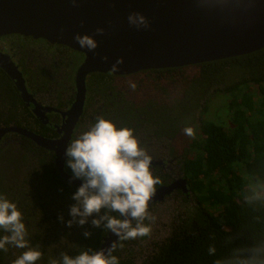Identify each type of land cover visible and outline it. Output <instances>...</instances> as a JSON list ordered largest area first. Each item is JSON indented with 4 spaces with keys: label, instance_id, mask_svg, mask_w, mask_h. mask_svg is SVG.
I'll use <instances>...</instances> for the list:
<instances>
[{
    "label": "trees",
    "instance_id": "obj_1",
    "mask_svg": "<svg viewBox=\"0 0 264 264\" xmlns=\"http://www.w3.org/2000/svg\"><path fill=\"white\" fill-rule=\"evenodd\" d=\"M152 72L157 75L148 85L179 99L173 105L152 101L145 108H132L130 120L149 122L159 128L160 137L175 139L186 127L195 126L199 114L203 116L212 107L215 109L222 100L216 102L224 98L226 106L222 108L226 110L228 121L221 122L219 117L201 119L200 138L192 141L182 161L196 206L189 216L177 222L170 237L158 244L142 264H215L216 260L231 256L235 248L264 242V48L244 56ZM136 76L94 74L91 83L109 86V93H114L113 84L117 80L133 79L129 85L135 89L140 82ZM11 126L50 136V129L33 115L15 82L0 68V128ZM24 141L35 152L36 165L26 177L23 163L28 155L21 142L18 159H11L16 168L17 160L21 163L20 176L17 175L18 180L22 179L21 185H14L11 177L7 180L1 166L0 196L15 203L23 216L28 204L36 207L41 202L43 218L39 222L35 221L37 218H29L30 224L38 223L40 227L51 221L58 227L63 217L66 226L63 230L56 227L45 231L26 229L29 246H39L38 250L43 253L36 264L59 261L65 252L75 258L84 249L98 251L109 234L103 226L92 225L91 220L98 217L89 218L84 226L76 223L69 228L67 225L72 219L70 208L76 203L72 196L79 187L62 178L52 152L37 148L26 138ZM31 166L29 163L27 170ZM22 189L28 197L32 194L35 197L33 203H26V208L22 203L25 200ZM42 189L43 195H37V190ZM257 196L259 199L254 198ZM49 207L52 208L50 215L45 214ZM22 222L27 225L26 218L23 217ZM85 232L92 233L91 237H86ZM5 235L9 233L0 229V238ZM139 239L119 240L112 253L119 264H138L135 245ZM210 245L217 248L215 255L208 254ZM6 248L7 251L0 250L1 264H14L27 250L13 245ZM18 251H22L19 256Z\"/></svg>",
    "mask_w": 264,
    "mask_h": 264
},
{
    "label": "water",
    "instance_id": "obj_2",
    "mask_svg": "<svg viewBox=\"0 0 264 264\" xmlns=\"http://www.w3.org/2000/svg\"><path fill=\"white\" fill-rule=\"evenodd\" d=\"M142 14L148 27L129 23ZM103 29L99 35L97 30ZM32 37L85 55L79 73L77 102L68 115L69 132L83 111L85 79L92 73L128 76L147 70L182 68L248 55L264 48V0H0V38ZM77 35L98 42L94 51L82 48ZM123 63H118L119 61ZM115 66V69H114ZM0 68L15 82L23 101L41 109L28 93L25 80L9 55L0 51ZM16 133L55 151L56 168L71 185L83 181L66 173L65 153L71 136L50 140L19 127L0 128V141ZM187 193L186 180L181 182ZM175 184L159 188L149 206L170 195ZM123 218V217H122ZM119 237L109 232L98 251ZM1 264V263H0Z\"/></svg>",
    "mask_w": 264,
    "mask_h": 264
},
{
    "label": "clouds",
    "instance_id": "obj_3",
    "mask_svg": "<svg viewBox=\"0 0 264 264\" xmlns=\"http://www.w3.org/2000/svg\"><path fill=\"white\" fill-rule=\"evenodd\" d=\"M128 20L138 28L149 26L147 19L139 13H133ZM97 32L104 34L103 29ZM75 40L90 51L98 47V42L88 35H77ZM184 134L192 137L195 132L186 127ZM65 155L66 167L71 170L73 179L83 181L72 196L76 203L70 208L69 228L76 223L84 226L89 223V218L98 217L91 220L92 225L103 226L121 241L150 235L151 227L144 221L154 219L149 212V201L160 179L150 171L152 157L141 147L133 129L118 128L113 121L100 117L90 130L69 143ZM254 198L259 199L258 196ZM22 221L23 215L17 205L0 196V229L9 233L0 238V250L7 251L6 245L27 249L14 264H36L43 253L38 250L39 246H29ZM84 235L91 237L92 233L85 232ZM116 247L113 242L107 250L84 249L75 258L65 252L59 261L53 260L51 264H119L112 254ZM216 253L217 248L210 245L208 254ZM215 264H264V242L235 248L231 256L216 260Z\"/></svg>",
    "mask_w": 264,
    "mask_h": 264
},
{
    "label": "flooded vegetation",
    "instance_id": "obj_4",
    "mask_svg": "<svg viewBox=\"0 0 264 264\" xmlns=\"http://www.w3.org/2000/svg\"><path fill=\"white\" fill-rule=\"evenodd\" d=\"M0 51L11 57L12 61L15 63L25 80L28 93L33 97V99H35L41 109L36 114L33 111L35 108L34 104L27 105L24 101L25 104L28 108H30L31 112L40 121V123L50 129L48 131L50 134L49 137H45L32 131L33 133L50 140H62L63 138L71 136L68 142L69 145L72 140L78 138L82 133L90 130L92 125L100 117L113 121L118 128L127 127L133 129L141 147L147 151L149 156L152 157L150 171L153 176L158 177L160 179V183H162L161 185H159L160 183L156 185L155 192L161 187H168L175 184V189L172 193L170 195L163 196L161 201L150 205L149 210L168 201L171 197L178 198L185 201L186 204H189L193 195L191 194L188 180L186 179L185 172L182 168L183 158L187 151L190 150V145L192 143H190V138L188 139L189 136L182 132L175 139L160 137L158 134L159 128L154 127L151 123H146V121H137L134 119L130 120V117H132V112H130V110L132 108H145V106L149 105L152 101L156 103L158 102L159 104L164 103L166 105H173L175 104V101L179 99L176 96V99L172 96H166L162 92L161 88L156 89L148 85L150 83L149 81L151 80L152 82V78L156 77L157 74H154L152 70L141 71L138 72L139 74L135 73L137 74L136 77L140 81L135 89H132V85H129L132 82L115 81L113 84L116 88V92L114 91V93H117L115 96L113 92L109 93V86H95L91 83L92 75H108L109 73L89 74L85 79L86 93L83 111L72 129V133L70 134L69 119L71 116L68 115V113L72 111L74 104L78 99V78L81 66L85 61V55L61 45H55L44 40H36L32 37H24L20 35L0 38ZM116 109L119 111L118 114L115 111ZM135 113H137V111ZM198 122L199 117L196 124H198ZM122 123L125 125L123 126ZM10 135L14 138V141H21L25 151H27L28 157H26L23 163V165H25L24 172L27 177L36 165L35 152L31 149L29 144H24V138L26 137L16 133H8L4 135L0 141V147L5 141H8V136ZM185 136L188 139L186 143L183 141V137ZM32 142L35 143L34 141ZM39 147L40 146L37 148ZM47 151L54 154L56 165L55 151ZM66 161L64 164V170L66 173L72 175L71 170L66 167ZM29 163H32V166L29 170H27ZM183 180H186L187 182V193L183 190V184L181 183ZM43 190L44 189L37 190V195H43ZM27 202V200L22 202L25 203V208ZM25 211L26 216L24 215L23 217L26 218L27 225L25 223L24 224L27 230H35L36 228H39V230L42 231H45L47 228L55 229L53 228L56 227L54 224L47 225L45 223L40 227L38 226V223L30 224L29 218L37 217L33 214L31 215V212H28V210L25 209ZM35 221L39 222V220ZM65 227L63 219L62 224L56 228L57 230H63Z\"/></svg>",
    "mask_w": 264,
    "mask_h": 264
},
{
    "label": "rangeland",
    "instance_id": "obj_5",
    "mask_svg": "<svg viewBox=\"0 0 264 264\" xmlns=\"http://www.w3.org/2000/svg\"><path fill=\"white\" fill-rule=\"evenodd\" d=\"M132 80L133 79H124V80H117V81L118 82H123V81L131 82ZM225 100L224 98H222V99H219L218 102H216L217 97L214 98L213 101L216 102L217 104L221 101L219 106L217 105L215 109H213V107L212 108L210 107L211 109L209 110V112L208 113L205 112L203 116L202 114L198 115L199 122L193 127L195 135L192 137H188V139L190 138V143L193 140L200 138V126H201L200 124H201V119H203V117L207 119H212V120H216V118L219 117L221 122L223 121L227 123L228 121L226 119L227 114H225L226 110H223L222 108L226 106ZM8 138H9L8 139L9 142L5 141L0 147V152L2 154V157L0 158V168L1 166L4 168L7 180H9V178L11 177L14 185H17V184L21 185L19 181H21L22 179H19V180L17 179V175L20 176L19 172L21 169V163L19 160H17L18 168H16V165L11 163V159L13 158L18 159L17 150L19 151L20 149L21 141L19 140L14 141L13 140L14 138L11 135L8 136ZM188 139L187 137H185L184 143H186ZM9 183L12 184L11 182ZM25 192L26 190L22 189V194ZM27 195H28L27 193L24 194L25 200H26V197H28ZM191 199L192 200H190L189 204H186V202L183 200L171 197L168 199V201L149 210L151 216L154 217V219L145 220L144 223L146 225H150L151 233L150 235L147 236L146 239L140 237V239L137 241V244L135 245L138 264H142V262L146 259V257L150 255L152 252H154V249H156V246L158 244L162 243L163 241H165L166 239L170 237V235L172 234V230L178 221H180L182 218L187 217L191 214L196 204L194 201V198L192 197ZM34 200H35V197L33 196V194L29 195L27 201L28 202L30 201L33 203ZM39 204H41V202H39L37 206ZM36 207H32L30 204H28V211L31 213H34L37 216V219L41 221L43 218L42 214L44 213V210L42 206H39L38 208ZM50 209L52 208L49 207V209L45 212V214L50 215V212H49ZM45 223L47 225L52 224L51 221H47ZM21 253L22 251H18L17 256H19Z\"/></svg>",
    "mask_w": 264,
    "mask_h": 264
}]
</instances>
